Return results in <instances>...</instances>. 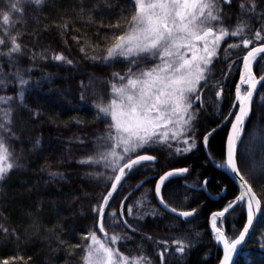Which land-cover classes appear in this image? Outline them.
<instances>
[{"label": "snow or ice", "instance_id": "obj_1", "mask_svg": "<svg viewBox=\"0 0 264 264\" xmlns=\"http://www.w3.org/2000/svg\"><path fill=\"white\" fill-rule=\"evenodd\" d=\"M46 3L47 0H14L8 4L7 11L0 12V57L7 60L10 68H15L14 72L8 74L13 77V80H9L0 65V88H6L13 82L16 86L15 96H0V186L14 169L22 167L10 143L11 140L20 139L14 130L13 113L17 108H22L31 118H38L41 111L28 105L26 96L38 91L42 83L48 80V76L42 75L41 80L32 82L28 75L31 66L27 69L20 67L19 57L24 55L25 45L21 42L22 30L15 29L14 18H25L26 5L42 9ZM101 3L105 7L111 6L107 0H99L93 4V9H99ZM127 3L130 8L127 15L121 10L120 19L115 23L104 25L101 21V27L119 30L106 35L109 42L105 44L103 54L96 53L87 40L80 44L83 37L71 36L86 59L102 61L108 67H115L117 63L123 65V71L113 72L112 79L107 81L110 88L107 99L103 94L94 93L97 99L90 105L93 118L104 121L105 131L94 137L91 152L77 161L92 168L88 175L101 186L92 212L103 238L92 229L82 237V240L88 241L83 245V264H154L144 253L142 243L136 244V251L131 250L127 242L133 240V236L123 231L125 227L132 233L139 232L141 241L152 243L159 264H165L166 257L171 259L176 254L182 257L195 246L199 232L195 236L182 234L153 239L141 230L138 223H129V218L143 220L146 216L157 215L156 209L148 202V190L143 189L146 182H154V198L166 211L185 220L197 212L196 208L182 210L166 199L169 192L166 182L175 176L187 174L189 167L168 166L164 161H170L173 156H185L197 147L194 122L205 104L204 90H211L218 108L224 94V81L235 68L239 77L234 86V101L230 110L220 113L222 120L216 127L201 133V145L209 162L218 169L231 172L238 182V194L210 216L211 231L215 234V240L223 246L219 264H234V255L250 235L254 221L264 217V192L258 196L250 182L255 176L246 175L241 170L243 166L250 173L264 174V160L257 162L250 152V144L243 139L254 94H257V86L264 82V0H240V12L234 25L233 0H127ZM93 9L81 7L80 12H87V15H78L77 18L93 22ZM121 20L126 21L123 29ZM253 22L258 27H253ZM54 26L67 46L65 37L68 29L75 30V26L64 18L60 23L54 22ZM48 52L49 48L45 47L38 54L42 59L50 58L67 65L74 63L62 52L45 55ZM36 55L33 53L32 58ZM225 61L226 70L221 69V78L215 80V65ZM79 98L82 102L85 100L83 91ZM224 124L230 125V129L218 161L208 151L209 138ZM39 146L37 139L34 148ZM157 150L166 151L167 157L162 156L158 160ZM158 165L161 171L155 177L150 179L145 176L135 185L125 188L141 169H155ZM48 175L53 180L64 179L63 174L57 171H49ZM208 184L209 180L205 177L192 187L208 192ZM137 191H140L139 197L130 201L129 197ZM183 199H187V194ZM117 201L118 208L112 207ZM240 209L246 213V223L242 230L229 237L218 226V221L222 223L226 214L234 215ZM106 210L107 219L113 225L112 234L105 229ZM116 227H120L121 231L116 232ZM0 230L5 234L8 232L2 225ZM121 246L126 251H121ZM261 246L264 247V242ZM10 260H23V257L12 256L0 260V264H9Z\"/></svg>", "mask_w": 264, "mask_h": 264}, {"label": "trees", "instance_id": "obj_2", "mask_svg": "<svg viewBox=\"0 0 264 264\" xmlns=\"http://www.w3.org/2000/svg\"><path fill=\"white\" fill-rule=\"evenodd\" d=\"M12 2L14 0H0V12L7 11L8 4ZM97 2L99 0H47L46 6L42 9L26 5L23 20L14 18L15 29L22 30L21 42L25 45L24 55L19 57L20 67L27 69L31 66L28 75L32 82L41 80L42 75L48 76V80L42 83L38 91L26 96V103L41 111L38 118H31L22 108H17L13 113L14 130L20 139L11 140L10 143L22 167L14 169L0 186V225L8 229L7 234L0 230V260L17 255L23 257V260H10L9 264H83V245L88 241L82 240V237L92 229L103 238L95 224V214L92 212L93 205L99 199L101 186L88 175L92 168L77 161L91 152L94 137L105 131L104 121L93 118V108L90 105L97 99L94 93L103 94L107 99L110 94L107 81L112 79L113 72L123 71V65L117 63L115 67H108L102 61L93 62L86 59L71 36L83 37L80 44L87 40L94 46L96 53L103 54L104 46L109 42L106 35L119 30L101 27V21L104 25L115 23L120 19L121 10L127 15L130 8L127 0H107L110 7H105L101 3L99 9H93V4ZM239 2L240 0H233V25L240 12ZM81 7L93 9V22L77 18L78 15H87V12H80ZM62 18L68 19L69 23L75 26V30L68 29L65 37L67 46L64 45L54 26V22L60 23ZM120 23L123 29L126 21L121 20ZM46 26L47 30H45ZM252 26L258 27V24L253 22ZM45 47L49 48V52L45 55L62 52L73 60V65L56 62L50 58L42 59L38 53ZM223 47L224 45L221 46L222 50ZM86 51L89 49L86 48ZM33 53H37L34 59ZM0 65L5 75L15 71V68H10L7 60L2 57H0ZM226 66V61L215 65V80L221 78L220 71L226 70ZM253 70L257 71L255 65ZM238 77V70L234 68L224 81V94L218 108L214 95L210 94L211 90H204L205 104L199 110L194 122L197 147L185 156H173L170 161L168 159L164 161L168 166L189 167L187 174L171 178L166 182L169 189L166 199L182 210L196 208L197 212L186 220L168 215L156 203L152 192L154 182H146L143 189L148 190V202L156 209L157 215L146 216L143 220L129 218V223H138L141 230L153 239L171 238L182 234L195 236V233H200L198 242L190 252L182 257L179 254L172 256L171 259L166 257L165 264H219L222 257V249L214 241L210 228V216L213 211L221 209L228 200L238 194V187L227 172L209 162L201 145V133L216 127L222 120L220 113H227L230 110ZM8 79L13 80V77L8 75ZM262 89L264 85L257 93L245 127L246 136L243 137L245 142L250 144V152L257 158V162L264 160V90ZM82 91L85 95L83 102L79 98ZM15 93L14 82L6 88H0V96H15ZM77 120L81 122L76 123ZM229 128L230 125L224 124L209 138L208 151L218 161L221 159ZM37 139L40 141V146L34 148ZM81 140L84 141L83 144L80 143ZM156 154L158 160L162 156L167 157L166 151L157 150ZM241 170L246 175L255 176L250 182L258 196L261 195L264 192V174L250 173L249 169L243 166ZM49 171L62 173L64 179L53 180L48 175ZM160 171L159 165L155 169H141L128 181L125 188L135 185L145 176L151 179ZM205 177L209 180V194L217 199H211L203 191L192 187L202 182ZM140 191L130 196L129 200L139 197ZM185 194L187 199H183ZM127 203L126 201V207ZM112 207L118 208V201L112 204ZM105 215V229L112 234L113 225L107 219V210ZM245 223L246 213L240 209L234 215H226L221 224L225 234L233 237L235 232L242 230ZM115 231L120 232L121 228L116 227ZM123 231L133 236V240L127 242L132 251H136V244L140 242L143 244L144 253L154 264H159V257L151 242L141 241L139 232L132 233L126 227ZM262 233H264V217L258 219L235 264H264ZM76 244H80L81 247H72ZM121 251L126 249L121 246Z\"/></svg>", "mask_w": 264, "mask_h": 264}, {"label": "water", "instance_id": "obj_3", "mask_svg": "<svg viewBox=\"0 0 264 264\" xmlns=\"http://www.w3.org/2000/svg\"><path fill=\"white\" fill-rule=\"evenodd\" d=\"M263 85H264V82H261V84H259V85L257 86V93L259 92L260 88H261ZM256 96H257V94H254L253 104H254V101H255ZM252 107H253V105H252ZM250 115H251V114H250ZM249 118H250V116H249ZM249 118H248V119H249ZM247 121H248V120H247ZM247 121H246V124H247ZM246 124H245V127H246ZM229 129H230V128H229ZM224 171H225V170H224ZM225 172L228 173V175L230 176V178L232 179V181L234 182V184L238 187V182L236 181L235 176H234L231 172H228V171H225ZM178 176H180V175H178ZM175 177H177V176H175ZM173 178H174V177H173ZM170 179H171V178H170ZM203 192H204V191H203ZM204 193H206L211 199H214V198L217 199V197H213L212 195H210L209 192H204ZM155 200H156V199H155ZM156 203H157V205L159 206V208H160L162 211H164L165 213H167L168 215L174 216V217L179 218V219H184V218L177 217V216H175V214H172V213L166 211L165 209H163V207H162L157 201H156ZM226 215H227V214H226ZM257 221H258V220L254 221V226H253L252 229H250V235L246 237L245 243H244L242 246H239V247H238V252H237V254L234 255V258H233L234 264L236 263V261H237L239 255H240V254L242 253V251L244 250V248H245V246H246V244H247V242H248V240H249V238H250V236H251V234H252V232H253V230H254V227H255V225L257 224ZM220 247H221V249H222V256H223V247H222V246H220ZM221 259H222V257H221Z\"/></svg>", "mask_w": 264, "mask_h": 264}, {"label": "rangeland", "instance_id": "obj_4", "mask_svg": "<svg viewBox=\"0 0 264 264\" xmlns=\"http://www.w3.org/2000/svg\"><path fill=\"white\" fill-rule=\"evenodd\" d=\"M244 86H242V88H243ZM218 226H220V227H222V229H223V225L221 224V223H219L218 222ZM224 230V229H223ZM213 233V232H212ZM213 236H214V239H215V234L213 233ZM214 241H216V240H214Z\"/></svg>", "mask_w": 264, "mask_h": 264}, {"label": "bare ground", "instance_id": "obj_5", "mask_svg": "<svg viewBox=\"0 0 264 264\" xmlns=\"http://www.w3.org/2000/svg\"><path fill=\"white\" fill-rule=\"evenodd\" d=\"M217 242V241H216ZM218 243V242H217ZM219 244V243H218ZM220 246H222L221 244H219ZM223 247V246H222Z\"/></svg>", "mask_w": 264, "mask_h": 264}]
</instances>
